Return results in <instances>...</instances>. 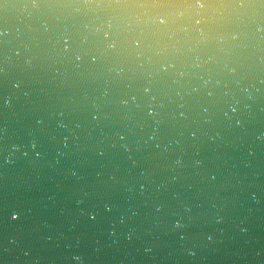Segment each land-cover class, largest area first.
<instances>
[{"label":"water","instance_id":"95a60500","mask_svg":"<svg viewBox=\"0 0 264 264\" xmlns=\"http://www.w3.org/2000/svg\"><path fill=\"white\" fill-rule=\"evenodd\" d=\"M0 264H264V0H0Z\"/></svg>","mask_w":264,"mask_h":264}]
</instances>
